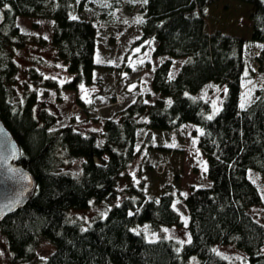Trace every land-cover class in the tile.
I'll return each mask as SVG.
<instances>
[{"label":"trees","instance_id":"16d2710c","mask_svg":"<svg viewBox=\"0 0 264 264\" xmlns=\"http://www.w3.org/2000/svg\"><path fill=\"white\" fill-rule=\"evenodd\" d=\"M140 1L137 39L153 42L151 54L164 58L151 68L150 90L134 97L116 117H104L101 132L96 133L82 132L69 123L55 125L53 112L44 107L33 111V88L24 86L18 93L12 55L26 36L15 17L50 20V45L69 75L63 87L74 89L95 81L97 29L84 12L111 23L114 12L129 0H0L4 11L0 118L19 146L18 162L35 179L27 201L0 220L12 264L32 259L38 238L52 244L40 264H185L189 254L197 255L198 264H229L215 250L223 243L243 250L246 264H264V226L245 209L260 200L247 169L264 176V85L242 84L248 41L261 42L254 57L256 70L264 72V0H237L250 5L247 38L204 28L205 9L217 0ZM173 58L182 59L170 75ZM29 76L39 82L40 74L33 68ZM209 81L227 88L212 120L206 115L210 102L196 95ZM41 82L55 84L53 78ZM249 90L250 102L242 109ZM185 122L198 128L196 146L205 157L209 182L190 186L182 196L189 238L179 248L172 239H146L131 229L143 222L153 227L178 222L168 190L155 198L131 188V194L92 217L85 227L68 214L70 208L86 207L90 198L101 200L116 193L117 178L135 155L137 128L170 129ZM71 158L80 159L76 173L60 168Z\"/></svg>","mask_w":264,"mask_h":264},{"label":"rangeland","instance_id":"374dc122","mask_svg":"<svg viewBox=\"0 0 264 264\" xmlns=\"http://www.w3.org/2000/svg\"><path fill=\"white\" fill-rule=\"evenodd\" d=\"M140 2L129 0L128 4L114 12L115 20L111 23L100 22L90 12H84V16L91 20L97 29L94 50L96 66L93 70L95 81L79 83L74 89L63 87L69 75L66 65L56 57L50 45V20L33 16L15 17L18 28L25 32L26 40L13 50L12 60L16 64L14 81L18 93L23 91L24 86L34 89L35 114L40 107H44L55 115V125L69 123L74 129L82 132L100 133L104 117H116L119 110L134 97L150 90L151 68L164 56L151 54L153 42L137 39L140 29L136 8ZM249 9L250 5L237 0H217L207 5L205 9L204 28L207 31L218 28L247 38ZM260 45V41H248L246 44L247 61L243 73L247 72V75L243 76L244 86L264 85V72L256 70L254 57ZM137 48L140 49L139 52L135 51ZM181 59H172L170 75L175 72ZM30 68L40 74L38 83H34L29 76ZM44 78H53L55 84L44 85L41 82ZM81 85L84 86L83 89ZM132 85L135 87L131 88ZM217 88L224 89V84L209 81L196 92V95L205 97L210 102V110L206 113L208 116L221 105L223 91L218 92ZM197 133V126L190 122L181 123L170 129L137 128L135 155L119 174L115 186L116 193L101 200L90 198L86 207L70 208L68 214L79 219L81 226L85 227L92 217L103 215L112 204L131 194V188L143 193L145 197L155 198L168 190L173 194L172 206L178 213V222L158 224L155 227L149 222H143L135 224L131 229L141 233L146 239L160 237L172 239L176 243V248H179L181 245L179 241L185 242L189 238L188 213L182 196L189 191L190 186L209 182L204 174L205 157L196 146ZM157 145L168 147L160 149ZM65 163L60 165L61 169H67L72 173L79 171L80 159L71 158ZM247 175L258 187L260 200L258 203L247 205L245 209L264 226V176L252 169H247ZM51 250L52 244L48 240L38 238L35 242L34 256L21 264H40ZM215 250L229 264L247 263L244 251L231 243L217 244ZM261 250H264V243ZM10 253L0 231V264H12ZM15 263L20 264L19 261ZM185 264H198L197 255L189 254L185 257Z\"/></svg>","mask_w":264,"mask_h":264},{"label":"water","instance_id":"95a60500","mask_svg":"<svg viewBox=\"0 0 264 264\" xmlns=\"http://www.w3.org/2000/svg\"><path fill=\"white\" fill-rule=\"evenodd\" d=\"M4 19L0 7V24ZM19 146L0 118V220L22 206L32 194L35 179L19 162Z\"/></svg>","mask_w":264,"mask_h":264},{"label":"snow or ice","instance_id":"6c2138e0","mask_svg":"<svg viewBox=\"0 0 264 264\" xmlns=\"http://www.w3.org/2000/svg\"><path fill=\"white\" fill-rule=\"evenodd\" d=\"M77 2H79V0H77ZM143 2H144V3H147V0H143ZM5 7H7V5H5ZM72 19H76V17L73 16ZM137 22H142V21L138 20ZM135 51H136V52H139L140 49L137 48V49H135ZM98 62H99V61H98ZM245 75H247V72L245 73ZM80 87H81V89L84 88L83 85H81ZM134 87H135V85H132V86H131V88H134ZM210 87H211V86H210ZM131 88H130L129 90H131ZM221 90H222L223 92L227 93V88H224V89H219V88H217V91H218V92L221 91ZM85 94H87V90H85ZM250 96H251V90H249L248 92H246V93L244 94V96H243V98H242V103H241V105H240V107H241L242 109L246 106L247 103L250 102ZM218 111H219V108H215V110H214V112H213V115H209V116L207 117V119H208V120H212V119H213V116H214L215 113L218 112ZM193 143H195V141H193ZM174 207H175V205H174ZM129 215H132V213H129ZM165 231H167V230L165 229ZM189 242H190V241H189ZM179 243L183 244V243H185V242H184V241H179ZM177 251H179V250H177Z\"/></svg>","mask_w":264,"mask_h":264}]
</instances>
